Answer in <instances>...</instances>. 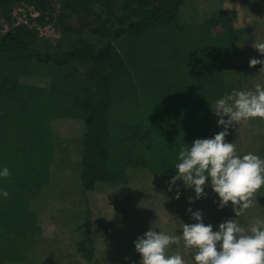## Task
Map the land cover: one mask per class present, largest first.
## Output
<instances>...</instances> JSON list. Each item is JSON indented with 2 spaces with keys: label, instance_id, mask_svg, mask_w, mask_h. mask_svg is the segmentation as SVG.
I'll return each instance as SVG.
<instances>
[{
  "label": "trees",
  "instance_id": "obj_1",
  "mask_svg": "<svg viewBox=\"0 0 264 264\" xmlns=\"http://www.w3.org/2000/svg\"><path fill=\"white\" fill-rule=\"evenodd\" d=\"M188 1L0 0V168L11 173L0 178L9 193L0 196V264L46 253L40 216L48 208L39 203L62 161L58 151L45 160L39 153L55 117L85 123L81 170L70 182L77 201L78 192L129 184L131 170L176 175L180 147L212 137L215 100L249 78L252 86L264 65L249 61L264 54L239 49L246 39L229 11L184 16ZM47 23L60 36L36 26ZM61 203L57 220L76 223L82 209ZM85 221L76 250L78 261L92 264L96 247Z\"/></svg>",
  "mask_w": 264,
  "mask_h": 264
},
{
  "label": "rangeland",
  "instance_id": "obj_2",
  "mask_svg": "<svg viewBox=\"0 0 264 264\" xmlns=\"http://www.w3.org/2000/svg\"><path fill=\"white\" fill-rule=\"evenodd\" d=\"M222 9L233 15L236 26L244 33L246 40L245 43L239 44V49L248 56L257 55L253 44L264 41V0H190L184 8V16L208 15L212 11ZM22 19L23 17H17L19 22ZM36 26L46 36H60L56 24ZM261 58L264 59V56ZM238 59V62H241L240 58ZM253 77L250 81L252 86L250 87L249 78L243 89H252L257 81L264 82V72H255ZM218 119L215 115L212 136L223 130V127L217 124ZM52 124L55 128H51L48 133L51 138L45 141L39 154L45 160L47 153L58 151L62 162L59 160V166L54 165L53 170L56 173L62 171V174L56 177V173H53L55 175L51 177V181L47 180L49 184L43 187L42 194L46 195L48 192V197L39 203L40 207H45L43 202H47L48 208L42 211L40 216L45 230L40 249L46 253H38L31 260L17 264H90L83 258L79 263L80 257L76 250V240L82 239L85 220L88 217L92 223L91 231L96 247V258L92 264H140V254L135 249L134 241L151 227L177 235L179 246L173 245L169 251H179L187 264H195L192 259L194 251L183 247V238L180 236L183 222H195L188 209L191 207L193 211L202 210L205 224H212L214 230L221 222L235 218L231 202L227 207L219 209L218 195L211 188H206V198L190 204L189 197L195 196V192L192 189L185 190L182 180L177 181L169 191V181L174 175L153 174L142 168L131 170L132 178L129 184L103 185L101 189L89 191L87 194L78 192L76 201L73 198L76 188L74 189L70 182L73 173L78 178L79 169L81 170L83 151L80 141L82 143L85 123L80 116H58L52 120ZM53 137H58L57 144ZM226 140L236 143L238 154L251 151L264 157V120L259 119L255 124L249 120L241 122L229 129ZM56 159L57 157L55 163ZM42 170L44 171V168ZM76 182L80 185L78 179ZM177 188L182 193L179 199L175 198ZM256 194L257 200L253 207L247 209L243 217H237L243 225H247L258 215L264 216V186ZM65 200L76 202L74 208L82 209L81 217L76 223L63 224L55 217L62 212L61 202ZM69 206L68 212L73 207Z\"/></svg>",
  "mask_w": 264,
  "mask_h": 264
},
{
  "label": "clouds",
  "instance_id": "obj_3",
  "mask_svg": "<svg viewBox=\"0 0 264 264\" xmlns=\"http://www.w3.org/2000/svg\"><path fill=\"white\" fill-rule=\"evenodd\" d=\"M253 46L264 54V41ZM264 65V60L252 58L249 66ZM264 72V68L260 69ZM213 113L219 118L223 130L212 137L197 138L191 145L180 147L174 163L176 175L169 181V191L182 180L185 190L192 189L195 196L189 203L206 198V188L218 195V207L229 205L235 218L221 222L216 230L205 224L202 210L193 211L194 223L183 222V247L192 249L195 264H264V216H256L247 225L237 217L256 203L254 194L264 186V157L247 152L238 154L235 142H228L229 129L243 121L254 118L264 120V82L257 81L252 89L233 88L217 98ZM8 167L0 168V178L10 176ZM182 195L179 188L176 199ZM0 196L9 193L0 189ZM173 245L179 246V237L151 227L134 241L140 264H187L181 252H170Z\"/></svg>",
  "mask_w": 264,
  "mask_h": 264
}]
</instances>
